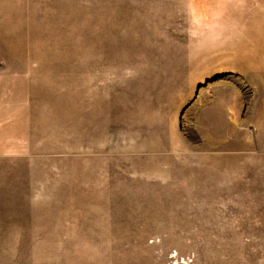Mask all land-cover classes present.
<instances>
[{"label":"rangeland","instance_id":"obj_1","mask_svg":"<svg viewBox=\"0 0 264 264\" xmlns=\"http://www.w3.org/2000/svg\"><path fill=\"white\" fill-rule=\"evenodd\" d=\"M212 3L0 0V264H264V72L210 63Z\"/></svg>","mask_w":264,"mask_h":264},{"label":"crops","instance_id":"obj_2","mask_svg":"<svg viewBox=\"0 0 264 264\" xmlns=\"http://www.w3.org/2000/svg\"><path fill=\"white\" fill-rule=\"evenodd\" d=\"M204 9L206 56L221 68L233 67L259 77L264 72V0H210ZM214 40H216L214 42Z\"/></svg>","mask_w":264,"mask_h":264}]
</instances>
